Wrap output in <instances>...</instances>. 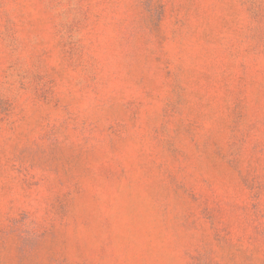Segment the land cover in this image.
Returning <instances> with one entry per match:
<instances>
[{
  "label": "rangeland",
  "instance_id": "374dc122",
  "mask_svg": "<svg viewBox=\"0 0 264 264\" xmlns=\"http://www.w3.org/2000/svg\"><path fill=\"white\" fill-rule=\"evenodd\" d=\"M0 264H264V0H0Z\"/></svg>",
  "mask_w": 264,
  "mask_h": 264
}]
</instances>
